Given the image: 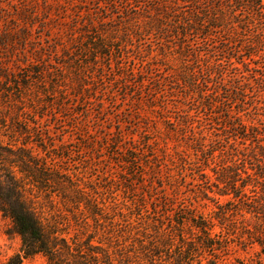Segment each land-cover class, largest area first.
<instances>
[{"label": "trees", "instance_id": "1", "mask_svg": "<svg viewBox=\"0 0 264 264\" xmlns=\"http://www.w3.org/2000/svg\"><path fill=\"white\" fill-rule=\"evenodd\" d=\"M16 1L0 0V218L20 248L2 264H264L235 255L264 254V122L242 118L264 91V0ZM70 160L115 164L120 188L107 200ZM187 169L207 214L181 198Z\"/></svg>", "mask_w": 264, "mask_h": 264}, {"label": "rangeland", "instance_id": "2", "mask_svg": "<svg viewBox=\"0 0 264 264\" xmlns=\"http://www.w3.org/2000/svg\"><path fill=\"white\" fill-rule=\"evenodd\" d=\"M7 1L13 4L17 3L16 0H7ZM27 1L37 2L36 6L38 10H41V6H42L41 4L43 3L42 2L43 0H27ZM45 1L48 3H52L53 5L55 4L62 5L66 2V0H45ZM86 1L87 3H82L81 6H87L91 8L93 3L91 2L88 3L89 0H86ZM72 2L74 6L79 4L77 3L76 0H72ZM65 20L68 21V19H65ZM38 30H39V27L36 25L33 29V33H32L33 37L37 36ZM56 31L57 30L54 29V33ZM212 41L213 42L216 41L218 44H220V42L223 41V38L219 37ZM149 44L155 46L156 48L159 45V42L156 41L155 36H152L151 38L144 37L142 41V46H144L145 48H148ZM237 66L241 70L244 71V68L240 64H238ZM259 66H260L259 64H256V65L250 64L251 68H255L254 71H252L251 73L252 75L255 74L256 76H258V73L261 70ZM111 88H113V86ZM109 89L110 87L108 88V90ZM248 97L250 99L252 98V105L250 107H247L248 109L245 111L246 112L245 115L244 116L242 115L243 120H246V122H249L251 120L255 122L256 119H260L261 121L264 122V91H259L255 89L253 91V94H249ZM79 109L81 108L79 107ZM119 110H120V107L115 106L114 103H112V100L106 97L105 108L103 111V115L100 116V118H104L106 116L113 117V121H112L113 123L111 124H114V119L119 118V116H122V114L119 113ZM136 117L137 118L139 117V119H141L139 130L141 131L145 130L149 134V136H157V138H162L165 134L168 133L167 127L162 123V119H160V117H158L156 114L150 113L145 108L142 111L140 110L137 115L134 114L132 116L133 119H135ZM93 118L94 117L92 116L91 120H93ZM100 130L103 131V129H100ZM134 139H138V136H134ZM169 146L172 147V143L169 142ZM180 146H183V147H180V149L186 150L185 153L187 154V156H190V158H192L191 149L185 148L184 145H180ZM192 161L193 160H186V162H192ZM70 164H74L76 168H79L82 171L85 170L83 172V176H82L83 178H81V180H83V182H86L87 186L98 188V191L102 193L103 197H105L106 199L110 196V194L108 195L106 192V189L108 187L111 188V192H112V188L113 189L115 187L120 188L118 181L122 178V175H120V173L118 172V169L115 166V164L109 165L105 161H102L101 164H99L97 160H70ZM191 166L192 164L188 168H193ZM85 167L86 169H84ZM190 173L192 172L189 171V169H187L186 178L181 179L179 183L181 185L180 186L181 198H184L186 202H189V200H191L193 203L195 202V204H198V205L199 204L202 205L203 203L206 204V208L198 209V210L199 211L201 210L204 214H207L211 210L212 205L208 203L207 201L200 200L199 198L198 199L193 198L194 193L196 192V187H195L196 181L191 179V175H189ZM208 173L210 176L212 175L210 172ZM177 177L178 176L175 174V178ZM146 191H147V188H143V190L140 188L137 193L138 194L144 193ZM116 194L121 195L120 189L119 191L116 192ZM138 194H136L135 196H138ZM19 248H20L19 237L14 233L9 221L3 220L0 218V264L4 263L10 256L17 253ZM235 255L245 260L258 257L264 263V254H259V256H255L256 250L249 251L248 253L238 251ZM21 264H46V262H45V259L41 255H35L31 258L23 260Z\"/></svg>", "mask_w": 264, "mask_h": 264}]
</instances>
